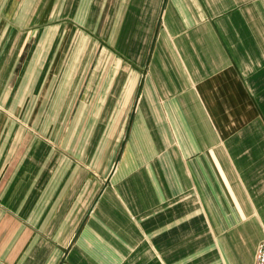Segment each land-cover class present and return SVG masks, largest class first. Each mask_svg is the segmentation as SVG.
Segmentation results:
<instances>
[{"label": "crops", "instance_id": "crops-1", "mask_svg": "<svg viewBox=\"0 0 264 264\" xmlns=\"http://www.w3.org/2000/svg\"><path fill=\"white\" fill-rule=\"evenodd\" d=\"M11 4L0 21L26 37L0 68V264H256L264 0ZM32 34L27 59L65 44L83 66L57 88L50 147L10 116L22 77L43 73L17 71Z\"/></svg>", "mask_w": 264, "mask_h": 264}, {"label": "rangeland", "instance_id": "rangeland-1", "mask_svg": "<svg viewBox=\"0 0 264 264\" xmlns=\"http://www.w3.org/2000/svg\"><path fill=\"white\" fill-rule=\"evenodd\" d=\"M21 1L22 0H12L11 4V10L15 7L14 13L18 16L22 13V7L19 8ZM9 21L11 22V27L9 29L4 26L3 22L0 21V68L2 67L5 72H7V68L10 67V62H14L12 61L14 59V55H18L22 43L24 42V36L26 37L25 33L22 32V28L12 25L14 21L13 18ZM7 30H9L10 37L8 40L5 38L4 46H2V36L4 34H8ZM36 39L32 34V39H30L32 42L29 43L23 53L26 57L22 59V64L17 67V71L20 70L21 66L23 71L26 70V68L28 71H36L35 68L40 67L44 75L41 73L38 77V75L34 76L27 74L22 77L23 88L21 102L19 104L11 103L12 107L10 110V116L20 117V115H22V132L25 133V137H30L31 139L35 137L40 138L43 141V147H50L51 140L49 135L52 130L56 129L57 122L55 120L57 118L61 120L64 116V113L61 114V109L63 111L67 110L66 108L64 109L61 107L59 109L56 105V100H58L57 94L62 97L64 96V99L68 94L67 92L57 93V88L60 85L66 86L69 83V80H72V77L69 76V74L72 73V70L76 69L81 72L83 66L81 65L80 59V61L74 60L73 55H65V44H62L61 47L58 46V48L55 49L57 52H55L54 55L50 54V46L49 44H46L44 51H40L41 57H47L46 60L40 58V55H36L35 60H29V58L27 59L28 55H34L36 51ZM29 62H31L30 66L33 67V69H30L29 65L26 66ZM46 71L49 72L47 77H45ZM17 78L18 76L14 75L10 89H12V86L15 85ZM5 80L6 75L0 73V89L5 83ZM74 85H77L76 77ZM11 91V97H20L17 93H14L13 90ZM70 94V98L73 100L81 98L82 96V93H77L76 91H73V93ZM2 112L4 111L2 110ZM6 114L8 115L9 113Z\"/></svg>", "mask_w": 264, "mask_h": 264}, {"label": "built area", "instance_id": "built-area-1", "mask_svg": "<svg viewBox=\"0 0 264 264\" xmlns=\"http://www.w3.org/2000/svg\"><path fill=\"white\" fill-rule=\"evenodd\" d=\"M256 264H264V242L258 247L256 254Z\"/></svg>", "mask_w": 264, "mask_h": 264}]
</instances>
